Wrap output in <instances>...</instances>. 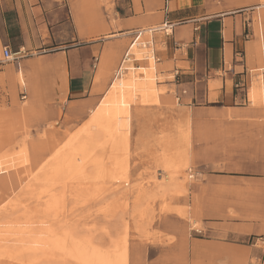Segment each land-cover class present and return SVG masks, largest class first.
Instances as JSON below:
<instances>
[{
  "label": "crops",
  "instance_id": "1",
  "mask_svg": "<svg viewBox=\"0 0 264 264\" xmlns=\"http://www.w3.org/2000/svg\"><path fill=\"white\" fill-rule=\"evenodd\" d=\"M262 5L252 0H0V47L18 59L0 65V75L35 110L51 107L47 114L62 107L82 118L95 106L97 91L134 32L166 21L173 25L171 36L153 35V46L158 37L165 40L158 63L133 49L146 67L130 69L143 72L152 62L157 80V66L172 63L173 85L165 86L175 87L183 109L176 116L184 129L176 131L175 150L184 156L193 182L175 202L185 204L198 229L171 217L170 264H264V91L256 87L251 98L253 84L264 78ZM12 70L15 79L22 71L25 87L17 80L11 84Z\"/></svg>",
  "mask_w": 264,
  "mask_h": 264
},
{
  "label": "rangeland",
  "instance_id": "2",
  "mask_svg": "<svg viewBox=\"0 0 264 264\" xmlns=\"http://www.w3.org/2000/svg\"><path fill=\"white\" fill-rule=\"evenodd\" d=\"M164 43L158 37L153 46L159 59ZM124 51L82 118L62 107L52 114L51 107L35 110L0 75V264H170L171 217L198 229L185 204L175 202L193 179L175 150L176 131L184 128L176 122L183 111L176 89L165 86L173 85L172 63L157 66L155 96L130 103L123 130L110 137L92 133L79 158L69 153L109 90ZM1 52V66L18 62H2ZM160 140L164 147L157 151ZM170 162L182 170L167 181ZM72 248L76 256L68 253Z\"/></svg>",
  "mask_w": 264,
  "mask_h": 264
},
{
  "label": "bare ground",
  "instance_id": "3",
  "mask_svg": "<svg viewBox=\"0 0 264 264\" xmlns=\"http://www.w3.org/2000/svg\"><path fill=\"white\" fill-rule=\"evenodd\" d=\"M260 8H264V4L258 7V9ZM155 66L156 65H153V63L151 62L150 66L146 68L145 70H143V72L141 71L139 73L136 71L133 72L132 70L129 69L128 72L122 70L118 74H116L114 82L110 86L104 98L100 101L99 106L95 110L93 116L86 123V126L83 127V129L80 131V134H78L79 135L78 138H75L72 144L73 147H71V149L69 148V153L72 156H74V158H79L81 156V151H82L81 146H83L81 143L85 141L87 138L91 137L92 133H97V135L98 134L108 135V137H110V135L112 136L113 133L119 130H123L128 123V108L132 101L136 100L138 97L145 99L148 97L155 96L157 92L156 82L154 79L156 77L155 71H154ZM13 73H14L13 70L8 72V76H9L8 79H10L11 84L14 86V81L17 80L21 86L25 87V79L23 77L22 71L21 70L16 71V79L14 78ZM256 87H259L261 91H264V78L261 77L256 84H253V87L251 90L252 99L254 98ZM151 101H154V99ZM163 147H164V142L160 140L156 143L155 150L157 151L161 150ZM171 162L170 164H167L166 167H164L165 169L164 177L166 178L167 181H168L169 175L172 177L173 174L175 175V173L177 174L182 170V166L180 168L178 167L179 166L178 165L177 166L178 168H177L175 166L176 163L174 164ZM169 169H171L172 172L169 171ZM35 242H36V239H35ZM29 247H33V246H29ZM76 251H77V248H72L68 251V253L73 252L74 256H76ZM8 255H10V253ZM31 258L32 257H30L29 259Z\"/></svg>",
  "mask_w": 264,
  "mask_h": 264
},
{
  "label": "built area",
  "instance_id": "4",
  "mask_svg": "<svg viewBox=\"0 0 264 264\" xmlns=\"http://www.w3.org/2000/svg\"><path fill=\"white\" fill-rule=\"evenodd\" d=\"M173 25L170 22H163L161 25L144 29V30H137L133 34V39L131 44L129 45L128 49L124 53L118 67L117 73L120 71H127L129 69H139L138 67V60L135 58V54L133 53V49L141 50L146 55H152L153 59L156 60L158 63V58L155 55V51L153 48V35L161 34L164 38L169 37L172 35ZM2 62L9 63L15 61V55L10 52L8 47H3L1 52ZM145 61V60H143ZM131 66V67H130ZM22 99H25V95L22 94Z\"/></svg>",
  "mask_w": 264,
  "mask_h": 264
}]
</instances>
